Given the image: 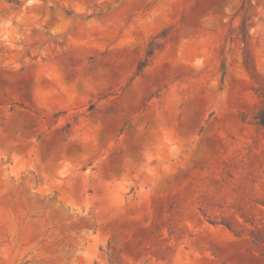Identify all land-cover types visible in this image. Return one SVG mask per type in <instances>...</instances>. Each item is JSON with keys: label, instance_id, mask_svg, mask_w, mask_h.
<instances>
[{"label": "rangeland", "instance_id": "rangeland-1", "mask_svg": "<svg viewBox=\"0 0 264 264\" xmlns=\"http://www.w3.org/2000/svg\"><path fill=\"white\" fill-rule=\"evenodd\" d=\"M242 1L0 0V264H264Z\"/></svg>", "mask_w": 264, "mask_h": 264}, {"label": "trees", "instance_id": "trees-1", "mask_svg": "<svg viewBox=\"0 0 264 264\" xmlns=\"http://www.w3.org/2000/svg\"><path fill=\"white\" fill-rule=\"evenodd\" d=\"M251 3V0H243L240 8L237 11V15H239L242 19V31L244 36V51H243V63L244 66L250 70L255 68L254 60L251 54V36L246 28L245 18L247 16L248 7ZM167 32L164 31L158 36H156L153 41L149 44L148 50L145 54V57L140 62L138 66V72H141L147 65L149 64L152 57L156 54V52L162 49L161 40L165 39ZM259 123L264 126V110H262L258 116ZM230 229V226H227Z\"/></svg>", "mask_w": 264, "mask_h": 264}]
</instances>
